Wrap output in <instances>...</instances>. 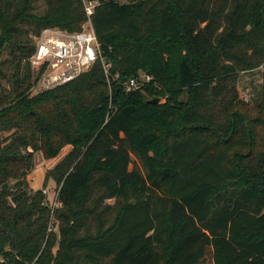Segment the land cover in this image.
Listing matches in <instances>:
<instances>
[{
  "label": "trees",
  "instance_id": "1",
  "mask_svg": "<svg viewBox=\"0 0 264 264\" xmlns=\"http://www.w3.org/2000/svg\"><path fill=\"white\" fill-rule=\"evenodd\" d=\"M90 1L118 78L96 62L32 95L36 39L81 31L84 4L0 0V226L18 258L0 231V264H264V0ZM139 71L156 86L125 92ZM66 147L31 189L34 156Z\"/></svg>",
  "mask_w": 264,
  "mask_h": 264
},
{
  "label": "built area",
  "instance_id": "2",
  "mask_svg": "<svg viewBox=\"0 0 264 264\" xmlns=\"http://www.w3.org/2000/svg\"><path fill=\"white\" fill-rule=\"evenodd\" d=\"M82 2L88 21L81 31L70 33L57 28H46L36 39L35 51L29 59L32 67L42 68V73L33 86L36 90L44 91L70 82L90 69L96 62H99L102 67L108 83L111 78H118V75H111L112 64L102 55L92 28L90 17L96 3L90 0H82ZM151 84L156 86L153 77L139 71L124 81L122 86L125 92H133ZM58 191L59 189L54 188L51 200L47 197L52 209L58 205ZM42 192L47 196L46 189Z\"/></svg>",
  "mask_w": 264,
  "mask_h": 264
},
{
  "label": "rangeland",
  "instance_id": "3",
  "mask_svg": "<svg viewBox=\"0 0 264 264\" xmlns=\"http://www.w3.org/2000/svg\"><path fill=\"white\" fill-rule=\"evenodd\" d=\"M117 2L119 4H123L126 2V0H117ZM41 10V7H40ZM4 60L6 59V55L3 54L2 56H0V60ZM7 66L8 63H4L3 65V70L4 72H7ZM35 71L37 70L36 68H33ZM36 74V73H35ZM261 83H262V74H261V69L254 71V72H250V73H245V74H241L239 77V84H238V89L241 95V98H243L244 100H248L249 98H253V99H257L259 96V90L261 87ZM40 91L36 90L34 87L31 90V94H36ZM154 98H158V102L156 104H163L165 102V97H160V96H156ZM185 97L183 96L182 99H184ZM69 150V147H66L65 149L62 150V152L59 154V156H57L56 158L48 161V160H44L42 159L41 155L38 154L37 156H34V168L32 170V172H30V185L34 186V180L39 176H42L45 171H47L49 168H51L53 166V164H55L61 157H63ZM36 160H38V162H36ZM35 169H37V171H35ZM28 175V176H29ZM40 188H42V186H40ZM54 188H56V185L54 184L53 181H49L48 185H47V197L49 198V200H51V198L53 197V192H54ZM107 203L112 204L113 201L110 200Z\"/></svg>",
  "mask_w": 264,
  "mask_h": 264
},
{
  "label": "water",
  "instance_id": "4",
  "mask_svg": "<svg viewBox=\"0 0 264 264\" xmlns=\"http://www.w3.org/2000/svg\"><path fill=\"white\" fill-rule=\"evenodd\" d=\"M158 102V98H153L152 100L149 101L150 104H156ZM0 231L4 232L10 239V243H11V254L18 260L17 256H16V251L14 249V245H13V237L11 235V233L7 230V228L0 226Z\"/></svg>",
  "mask_w": 264,
  "mask_h": 264
},
{
  "label": "crops",
  "instance_id": "5",
  "mask_svg": "<svg viewBox=\"0 0 264 264\" xmlns=\"http://www.w3.org/2000/svg\"><path fill=\"white\" fill-rule=\"evenodd\" d=\"M38 154H40V153H37L35 156H37ZM41 155V154H40ZM41 157H42V155H41ZM43 159V158H42ZM48 161H50V160H48ZM36 162H38V160H36ZM54 165V164H53ZM35 171H37V169H35ZM30 177V175L27 177V180H28V183H30V181H29V178ZM43 180H44V174L42 175V176H38L35 180H34V186H31L30 184H29V186H30V188L31 189H33V190H37V189H40V186H42V183H43Z\"/></svg>",
  "mask_w": 264,
  "mask_h": 264
}]
</instances>
